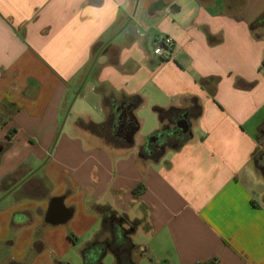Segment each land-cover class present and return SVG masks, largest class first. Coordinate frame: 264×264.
Returning <instances> with one entry per match:
<instances>
[{
	"label": "crops",
	"instance_id": "1",
	"mask_svg": "<svg viewBox=\"0 0 264 264\" xmlns=\"http://www.w3.org/2000/svg\"><path fill=\"white\" fill-rule=\"evenodd\" d=\"M135 3L0 0V144L9 142L0 197L18 184L0 201V264H70L68 231L90 235L84 257L101 230L99 205L140 220L137 264H264V175L255 165L264 27L251 28L264 0ZM164 36L172 49L156 54ZM80 87L75 118L51 148ZM160 109L173 111L162 119ZM108 118L114 141L79 123ZM175 119H185L187 131L177 127L187 137L170 138L155 157L150 142ZM55 197L68 220L50 219Z\"/></svg>",
	"mask_w": 264,
	"mask_h": 264
},
{
	"label": "trees",
	"instance_id": "2",
	"mask_svg": "<svg viewBox=\"0 0 264 264\" xmlns=\"http://www.w3.org/2000/svg\"><path fill=\"white\" fill-rule=\"evenodd\" d=\"M264 27V12L251 23L252 30ZM261 68H264V59L261 63ZM111 99L106 100V106H112ZM173 110L160 109V117L166 119ZM135 122V119H134ZM80 126L91 130L92 132L105 136L110 141L116 140V136L113 135L111 127L115 124L112 118H108L102 123H96L93 121L80 120ZM159 131L155 134L154 138L164 134ZM12 137L11 133H8V138ZM9 142H6L7 146ZM145 186L143 183H139L134 187L133 193L139 195ZM102 214V225L98 238L84 250V258L86 264H104L102 259L108 252H112L115 255V264H137L133 252L136 251L137 246L132 240V234L137 226L140 224L139 219L130 220L124 213H119L112 209L110 206L99 205L98 206ZM108 235L107 239H99ZM165 264V263H164Z\"/></svg>",
	"mask_w": 264,
	"mask_h": 264
},
{
	"label": "rangeland",
	"instance_id": "3",
	"mask_svg": "<svg viewBox=\"0 0 264 264\" xmlns=\"http://www.w3.org/2000/svg\"><path fill=\"white\" fill-rule=\"evenodd\" d=\"M72 100L70 101L69 105L71 104ZM77 105H78V102L74 101V103L72 104V107L70 108V111L68 113L69 115H67V117H66V120H65L63 129L67 128L70 125L71 121L75 118L74 117V111L77 109ZM141 114H143V113H141ZM149 115L150 114L147 113V120H146V122L142 123V126L140 128V132L141 133L147 132L149 130V128H150L149 126L151 124V119L149 118ZM142 116H144V115H142ZM64 118H65V116L63 117V119H62V121H61V123L59 125V128H60V126H61ZM98 118H100V116L97 117L96 114L93 115V119L94 120H97ZM58 131H59V129H58ZM58 131H57V133H58ZM177 132H180V134H183V136L180 135L178 138L171 137L172 134H175ZM182 132L183 131L177 127V125H176V119H175L172 128H168L167 130H165L164 136L157 137L155 139V142L158 143L159 145H162L163 146V147L161 146L162 148H160V149H163L165 146L166 147L167 146H171L172 143L169 142V141H171L170 138L173 141V145H176L183 138L187 137V134H184ZM169 135H171V136H169ZM54 141H55V139H54ZM54 141L52 143L51 148L53 147ZM144 149L145 150H142V153L145 155V154H147L148 151H146V146L144 147ZM153 155H155V157H156L157 156V153L156 154L153 153ZM37 175H40V172H38ZM87 238H90V235L87 234V235H85V237L82 238V240L78 241L76 239V235L73 232L68 231V240L72 243L71 250L69 251V253L67 255L68 256V262H70V264H86L85 258L83 257L81 251H83V249H84V245L82 244L83 239H87ZM138 240H140V239L137 238L136 241H138ZM133 255H134V258L137 259L140 254L136 250V251L133 252ZM113 260H114L113 256L108 253L106 255L105 259H104V262L106 264H114L113 263ZM140 263L141 264H151L149 257H143V259L141 260ZM159 264H164V263L163 262H160Z\"/></svg>",
	"mask_w": 264,
	"mask_h": 264
},
{
	"label": "water",
	"instance_id": "4",
	"mask_svg": "<svg viewBox=\"0 0 264 264\" xmlns=\"http://www.w3.org/2000/svg\"><path fill=\"white\" fill-rule=\"evenodd\" d=\"M138 3H139V0H136V3H135V10H136V8H137V6H138ZM87 76H88V74L85 76V79L87 78ZM81 87H82V86H81ZM81 87H80V88L77 90V92L75 93V96H74V98H73L71 104L69 105V107H68V109H67V112H66V114H65V118H64V120H63V122H62V124H61V126H60V128H59V131H58L57 135H56V138H55V141H54L53 147H54V145H55V143H56V141H57V139H58V137H59V135H60V133H61V131H62V129H63V126H64V123H65L66 117H67V115H68V113H69V111H70V108L72 107V104H73V102H74L76 96H77L78 93L80 92ZM178 124L183 128L184 131H187V129H188V124H187V122L185 121V119H181V120L179 121ZM134 131H135V130H134ZM134 131H133V133H134ZM133 133H132V134H133ZM53 147H52V148H53ZM5 148H6L5 145L0 144V155H1V153L5 150ZM51 150H52V149H51ZM38 169H39V168H38ZM38 169L34 170L32 173H35ZM17 185H18V184H16L14 187H12L11 189H9V190H8V191H7L2 197H0V201H1L6 195H8L13 189H15V188L17 187ZM58 201H63V197H55V198L52 199V203H51V207H50V211H49V217H50L51 220H54V217L57 218L58 216H60V217H59V218H61L60 220L66 221V220H68V218L72 215V211H71L70 209L66 208L64 205L61 206L60 204H58ZM52 217H53V218H52Z\"/></svg>",
	"mask_w": 264,
	"mask_h": 264
},
{
	"label": "flooded vegetation",
	"instance_id": "5",
	"mask_svg": "<svg viewBox=\"0 0 264 264\" xmlns=\"http://www.w3.org/2000/svg\"><path fill=\"white\" fill-rule=\"evenodd\" d=\"M178 124V120H176V125ZM160 136H164V134L159 135ZM259 139H261L262 141H264V120L263 123L259 129V135H258ZM151 145H149V149L151 148V152H153L154 154H158L159 152H161L163 146L159 145L158 143H152L150 142ZM162 146V147H161ZM146 148H148L146 146ZM255 165L258 168L259 172L261 174L264 175V145L262 147V149L257 153L256 157H255Z\"/></svg>",
	"mask_w": 264,
	"mask_h": 264
},
{
	"label": "built area",
	"instance_id": "6",
	"mask_svg": "<svg viewBox=\"0 0 264 264\" xmlns=\"http://www.w3.org/2000/svg\"><path fill=\"white\" fill-rule=\"evenodd\" d=\"M173 45V40L169 36L162 37L156 45L155 53L164 55L165 53L169 54Z\"/></svg>",
	"mask_w": 264,
	"mask_h": 264
}]
</instances>
